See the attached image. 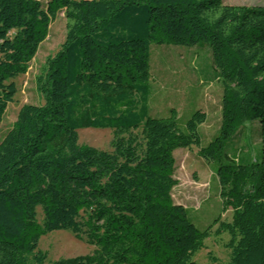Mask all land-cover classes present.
Segmentation results:
<instances>
[{
  "label": "trees",
  "instance_id": "trees-1",
  "mask_svg": "<svg viewBox=\"0 0 264 264\" xmlns=\"http://www.w3.org/2000/svg\"><path fill=\"white\" fill-rule=\"evenodd\" d=\"M62 12L64 40L35 76L42 103L22 104L0 138V264H198L204 240L226 232L224 264H264V5L222 0H0V124ZM209 46L221 86L217 132L201 145L196 110L152 116L150 44ZM251 117L260 158L223 151ZM110 128L109 149L78 144L80 128ZM217 161L223 212L203 230L174 203L176 148ZM41 211V220L37 218ZM68 230L92 246L47 263L43 235Z\"/></svg>",
  "mask_w": 264,
  "mask_h": 264
},
{
  "label": "rangeland",
  "instance_id": "rangeland-1",
  "mask_svg": "<svg viewBox=\"0 0 264 264\" xmlns=\"http://www.w3.org/2000/svg\"><path fill=\"white\" fill-rule=\"evenodd\" d=\"M45 1V0H41ZM226 4L264 5V0H222ZM65 19L62 12L50 22L48 34L40 44L36 55L30 61L25 74L14 79L17 92L5 110L0 124V138L16 118L19 107L24 103H42L41 95L35 88V76L48 55L57 52L64 40ZM209 46L199 43L194 46L174 44H150L149 63L151 77L149 107L152 116H166L175 108L178 123L184 127L190 115L201 110L206 120L198 126L201 145H205L217 132L220 122L221 86L215 79L214 65L210 58ZM112 137L110 128H80L78 144L99 149H109ZM258 119L251 117L223 146V151L240 154L247 159L260 158ZM198 147L176 148L173 151L174 173L177 184L171 190L174 203L187 208V215L200 230L213 223L214 219H231V209L223 212L220 186L215 174L217 161L205 160L197 154ZM41 220V211L37 209ZM213 226L204 246L193 256L198 264H224L229 259L226 232L215 235ZM38 248L47 254V263L60 258L84 255L92 246L77 240L68 230H55L43 235Z\"/></svg>",
  "mask_w": 264,
  "mask_h": 264
}]
</instances>
